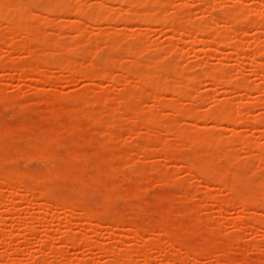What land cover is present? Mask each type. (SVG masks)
Returning a JSON list of instances; mask_svg holds the SVG:
<instances>
[{"label": "rangeland", "instance_id": "374dc122", "mask_svg": "<svg viewBox=\"0 0 264 264\" xmlns=\"http://www.w3.org/2000/svg\"><path fill=\"white\" fill-rule=\"evenodd\" d=\"M9 1L0 264H264V0Z\"/></svg>", "mask_w": 264, "mask_h": 264}, {"label": "bare ground", "instance_id": "6f19581e", "mask_svg": "<svg viewBox=\"0 0 264 264\" xmlns=\"http://www.w3.org/2000/svg\"><path fill=\"white\" fill-rule=\"evenodd\" d=\"M2 1H4V2H2ZM2 1H1L0 3L2 4V7H4V6L6 7V8H4L5 10H7V8H8V11H9V9H12V8H14V6H15V4H13V2H11V1H9V0H6V1H5V0H2ZM19 4H21V6H22L23 3L20 2ZM24 4L26 5V3H24ZM65 6L67 7V5H65ZM65 6H64V7H65ZM23 7H24V6H23ZM23 7H21V8L19 9V10H20V14L22 13V9H25V8H26L25 10L28 11V9H27V8H29L28 6H27V7H24V8H23ZM17 8H18V5H17ZM67 8H69V7H67ZM70 9H71V8H70ZM15 10H16V9H15ZM25 10H23V11H25ZM62 10H65V8L62 9ZM66 10H67V9H66ZM66 10H65V11H66ZM71 10H72V9H71ZM68 12H69V11H68ZM25 13H26V12H25ZM22 15H23V14H22ZM203 24H204V23H203ZM201 25H202V24H201ZM207 25H208V23H207ZM25 26H26V25H24V27H23L22 29H20V30H22V31L25 32V28H26V30H27V27H28V26H27V27H25ZM18 28H19V27H18ZM23 29H24V30H23ZM28 29H29V28H28ZM28 32H30V31H28ZM36 32H38V31H36ZM36 32H35V33H36ZM189 35H190V34H189ZM25 46L27 47L26 44H24V47H25ZM26 47H25V49H26ZM41 65H42V63H41ZM41 65L38 66L37 71H40V69H42L43 66H41ZM43 65H44V64H43ZM23 68H24V67H23ZM23 68H21V70H20V71H22V73L25 71ZM28 68H29V67L27 66L26 69H28ZM39 68H40V69H39ZM99 68H100V67H99ZM22 69H23V70H22ZM93 69H94V68H93ZM93 69H92V70H93ZM96 69H97V68H96ZM103 70H105V69H103ZM106 70H107V69H106ZM106 70H105V71H102V70H101L100 75H102V76H104V75L107 76V75H108V71H106ZM94 71H97V70H94ZM99 71H100V70H99ZM105 76H104V77H105ZM108 76H109V75H108ZM215 118H216V117H215ZM149 121H150V120H149ZM149 121H148V122H149ZM141 122H142V121H141ZM148 122H147V123H148ZM142 124H145V123L143 122ZM148 124L151 125V122H149ZM150 125H149V127H151ZM144 126H147V125H144ZM149 127H147L146 129H148ZM9 173H11V172H10V171L8 172V177L10 176V178H11V174H9ZM12 175H14V174H12ZM64 201H65V200H64ZM70 202H72L73 204L70 203ZM75 202H76V201H75ZM75 202H74V201H71V200L69 201V203H70L69 206L72 205V206H70L72 210H73L72 207H75ZM63 204H64V202L61 203V205H63ZM66 204L68 205V202H67ZM64 205H65V204H64ZM69 206H68V207H69ZM65 207H66V206H65ZM78 208H79V207H78ZM87 213H88V212H87ZM89 213L91 214V216H90V214H88V216H89V218H91V217L93 216V213H91V212H89ZM93 217H94V216H93ZM93 217H92V218H93ZM71 238H72V237H71ZM75 239H76V238H75ZM70 240H71V239H70ZM73 240H74V239H73Z\"/></svg>", "mask_w": 264, "mask_h": 264}]
</instances>
